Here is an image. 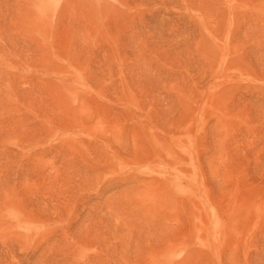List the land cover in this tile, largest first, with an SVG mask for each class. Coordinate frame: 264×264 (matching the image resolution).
<instances>
[{
  "label": "rangeland",
  "instance_id": "rangeland-1",
  "mask_svg": "<svg viewBox=\"0 0 264 264\" xmlns=\"http://www.w3.org/2000/svg\"><path fill=\"white\" fill-rule=\"evenodd\" d=\"M0 264H264V0H0Z\"/></svg>",
  "mask_w": 264,
  "mask_h": 264
}]
</instances>
